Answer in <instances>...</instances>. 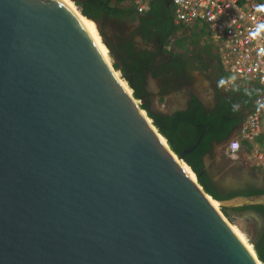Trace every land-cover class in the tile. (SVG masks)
I'll list each match as a JSON object with an SVG mask.
<instances>
[{
  "label": "water",
  "instance_id": "1",
  "mask_svg": "<svg viewBox=\"0 0 264 264\" xmlns=\"http://www.w3.org/2000/svg\"><path fill=\"white\" fill-rule=\"evenodd\" d=\"M82 16L64 0H0V264H259ZM202 136L174 153L189 167Z\"/></svg>",
  "mask_w": 264,
  "mask_h": 264
},
{
  "label": "flooded vegetation",
  "instance_id": "2",
  "mask_svg": "<svg viewBox=\"0 0 264 264\" xmlns=\"http://www.w3.org/2000/svg\"><path fill=\"white\" fill-rule=\"evenodd\" d=\"M167 8L159 7L143 15L133 10V15L128 17H108L101 21L100 32L121 69H129L125 81L138 100L143 101L142 106H147L148 110L143 109L147 115L151 103L157 100L166 105V110L159 109L166 113L164 116L180 114L184 120L193 119V125L185 122L181 125L180 131L188 139H195L199 129L200 136L205 135V128L210 131L203 162L204 157H214L218 151L223 155L228 153L239 129L235 128L239 116L234 110L240 108V104L234 106V91L224 86V71L219 70L218 65L205 69L198 61L203 54L211 58L209 45L199 46L196 32L178 25ZM185 43H189L187 47ZM152 80L156 82L151 88ZM203 165L204 170V162ZM203 170L201 174L206 175L211 187L221 195L264 194V172L247 163L239 161L224 167L223 173L232 176L224 185L218 183L210 169ZM240 214L256 221L259 234L255 245L263 247L264 212L246 209Z\"/></svg>",
  "mask_w": 264,
  "mask_h": 264
},
{
  "label": "built area",
  "instance_id": "3",
  "mask_svg": "<svg viewBox=\"0 0 264 264\" xmlns=\"http://www.w3.org/2000/svg\"><path fill=\"white\" fill-rule=\"evenodd\" d=\"M135 14L150 12L154 0H122ZM183 28L204 27L225 73L229 91L248 84L263 89L261 102L242 121L228 153L264 170V0H168Z\"/></svg>",
  "mask_w": 264,
  "mask_h": 264
},
{
  "label": "trees",
  "instance_id": "4",
  "mask_svg": "<svg viewBox=\"0 0 264 264\" xmlns=\"http://www.w3.org/2000/svg\"><path fill=\"white\" fill-rule=\"evenodd\" d=\"M77 3L80 6V11L83 15V18L87 22L96 21L98 23L104 21L106 17H128L129 15H133L134 10L131 5L123 2L122 0H77ZM165 6L168 7V12L172 14L173 4L168 0H154L150 12L152 13V10ZM188 44L189 43H185V47H187ZM212 57L216 58V61L218 62V69L222 71L223 69L218 60L217 54L216 56L214 55ZM112 66L116 72L119 70L118 64L112 63ZM128 70L122 69V71L124 72V76H126V71ZM133 95L135 99H138L137 95ZM233 96L234 106L240 104V108H236L234 110V112H236L239 116L235 124V128L238 129L242 121L244 120L246 114L256 106H258V104L261 102V98L263 96V89L255 84H248L246 86H242L234 90ZM141 108L148 110L147 106H141ZM148 116L152 119L153 124L158 129L159 133H161L165 138H167L171 150L179 158L183 151L192 144H194L201 134V131L199 129L197 134H195L194 136L195 139H188V136H185L181 133V125L184 122L187 123V125L189 126L193 125L194 121L191 117L190 119L184 120L180 114H176L173 117H169L161 114H155L150 111H148ZM204 132L205 135L202 137L198 146L192 152L184 156L185 160L196 174L198 183L203 187L207 194L212 196V198L218 201H223L237 196V194L235 193L228 194L226 196L219 194L216 190L211 187L206 175L201 174L204 166L202 162V157L207 152V150L204 149V145L207 142L210 131L205 128ZM255 194L258 193L252 192L247 193L246 195ZM246 209H257L262 210L264 212V206L261 205L235 208L221 206V211L226 217H229L232 214H240L241 211ZM255 249L259 260L264 261V246L258 247L257 245H255Z\"/></svg>",
  "mask_w": 264,
  "mask_h": 264
},
{
  "label": "rangeland",
  "instance_id": "5",
  "mask_svg": "<svg viewBox=\"0 0 264 264\" xmlns=\"http://www.w3.org/2000/svg\"><path fill=\"white\" fill-rule=\"evenodd\" d=\"M68 1L77 9V11H80V6L77 3V0H68ZM87 23H89V22H87ZM97 25H98V27H97ZM97 25L95 24V26L94 25L93 26L95 28L96 35H97L98 39L100 40L101 44L103 45L102 46L103 47V54L109 59L111 64L112 63L118 64L116 62V58L112 54L110 47L103 41V38H102L101 32H100L101 31V27H100L101 24L98 23ZM188 28H191V27H188ZM186 30H192V29H186ZM195 31L201 32L203 35H207L206 29L204 27H196ZM202 42H203V44H205L204 41H202ZM208 47L210 49L209 52H210L211 58H209V56L206 57L207 55L205 56L203 54V55H200V60H198L205 69H209V68L211 69L212 67H215L218 65L216 58L212 57L214 55L216 56L217 48L211 44H209ZM120 68L121 67L119 66V70L116 72L117 76L121 80L122 85H124L127 88V90L129 89L130 93L133 95V91L127 85V82L123 78L124 73H123L122 69H120ZM154 103L158 109L166 110V105L164 103L163 104L160 102L158 103L157 100ZM143 112H145L144 114L147 115L146 111H143ZM147 117H148V115H147ZM239 161L246 163L244 160H242V158H239V159L233 158L230 156L229 153L223 155L222 151H220V152L218 151V153L215 154L214 157L209 158V161H208L209 162V169H210L212 175L218 181V183L224 185L232 177L231 173H228V174L223 173L224 167H227V165L230 166V165L234 164L235 162H239ZM261 171L264 172V170H261ZM217 209H219L221 211V206L217 205ZM224 217L229 222V224L232 226V228L235 230L237 235L243 241H245V243L247 245H250L252 247L253 251L255 252V254L257 255L256 249H255V240L258 238L259 227H258L256 221L251 216H247V215H243V214H232L229 217H226L224 215Z\"/></svg>",
  "mask_w": 264,
  "mask_h": 264
},
{
  "label": "bare ground",
  "instance_id": "6",
  "mask_svg": "<svg viewBox=\"0 0 264 264\" xmlns=\"http://www.w3.org/2000/svg\"><path fill=\"white\" fill-rule=\"evenodd\" d=\"M66 3H68L70 6H72L76 11L77 9L68 1V0H64ZM79 12V11H77ZM81 19L83 20L84 24L86 25L87 29L89 30V32L92 34L93 38L95 39L98 47L100 48L101 52L103 53V45L101 44L100 40L98 39L97 35H96V31H95V23L93 21H90L89 23H87V21L83 18V16L81 17ZM91 23V24H90ZM94 26H93V25ZM127 92L129 94L130 91L127 90ZM142 114L147 118V121L150 123L151 120L144 114V112H142ZM156 133L158 134L157 130H155ZM159 139L162 141V143L165 145L166 148H169V145L167 143V140L160 134H158ZM174 158L177 160V162L179 163V165H181V167L184 169V171L188 174V176L197 183V177L195 175V173L191 170V168L189 166H187V164H185L184 162H182L174 153H173ZM208 199L210 200V202L212 203V205L217 209V205H219V203L217 201H215L211 196H207ZM219 210V209H218ZM232 227V226H231ZM233 229V228H232ZM233 231L235 232V230L233 229ZM236 233V232H235ZM237 234V233H236ZM238 236V235H237ZM239 237V236H238ZM240 238V237H239ZM240 240L245 244V246L248 248V250L252 253V255L257 259L259 264H263L257 257V255L255 254V252L253 251L252 247L250 245H247L245 243V241H243L241 238Z\"/></svg>",
  "mask_w": 264,
  "mask_h": 264
},
{
  "label": "crops",
  "instance_id": "7",
  "mask_svg": "<svg viewBox=\"0 0 264 264\" xmlns=\"http://www.w3.org/2000/svg\"><path fill=\"white\" fill-rule=\"evenodd\" d=\"M107 20V17L105 18V20L104 21H106ZM101 22H99V24H100ZM195 31V30H194ZM196 32V31H195ZM196 38H197V40H200V46H206V45H209V44H211V41H210V38L208 37V35H203L201 32H196ZM202 41H204V43L205 44H203V42ZM212 45V44H211ZM218 57V56H217ZM153 82H151V88L153 87V84H154V82H156L155 80H152Z\"/></svg>",
  "mask_w": 264,
  "mask_h": 264
}]
</instances>
